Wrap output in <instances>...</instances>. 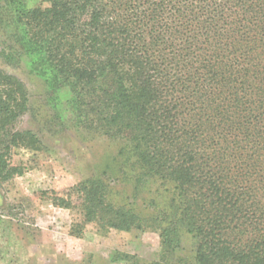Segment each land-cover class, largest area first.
I'll use <instances>...</instances> for the list:
<instances>
[{
  "label": "trees",
  "instance_id": "trees-1",
  "mask_svg": "<svg viewBox=\"0 0 264 264\" xmlns=\"http://www.w3.org/2000/svg\"><path fill=\"white\" fill-rule=\"evenodd\" d=\"M0 35L52 123L115 145L53 198L83 219L70 236L159 235L155 260L127 264H264V0H0ZM32 110L0 67V186L24 173L16 149L45 148L16 129Z\"/></svg>",
  "mask_w": 264,
  "mask_h": 264
},
{
  "label": "rangeland",
  "instance_id": "rangeland-1",
  "mask_svg": "<svg viewBox=\"0 0 264 264\" xmlns=\"http://www.w3.org/2000/svg\"><path fill=\"white\" fill-rule=\"evenodd\" d=\"M23 1L28 8L41 4V0ZM3 42L0 35V67L26 85L33 109L16 129L33 131L45 148L16 149L13 164L24 173L0 186V264H127L114 261L121 254L155 260L161 248L157 233L106 232L89 224L83 238L70 236L72 225L83 219L77 210L54 206L53 198L96 174L115 145L52 123L57 111L48 104L44 80L31 73L28 59L18 65L3 57Z\"/></svg>",
  "mask_w": 264,
  "mask_h": 264
}]
</instances>
